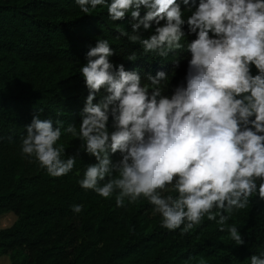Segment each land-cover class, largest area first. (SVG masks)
<instances>
[{"label": "clouds", "instance_id": "9594fccd", "mask_svg": "<svg viewBox=\"0 0 264 264\" xmlns=\"http://www.w3.org/2000/svg\"><path fill=\"white\" fill-rule=\"evenodd\" d=\"M76 4L86 15L100 6L114 22L129 20L131 31L120 29L117 39L139 44L144 55L189 54L186 75L169 94L168 73L148 72L142 80L140 72L114 64L109 41L99 39L79 71L88 95L78 127L34 115L21 155L59 178L73 171L83 152L95 162L78 180L82 189L114 198L117 208L146 200L160 226L181 236L206 218L243 246L241 231L228 222L253 197L264 200V0ZM185 26L195 39H186ZM137 59L135 52L126 58ZM179 62L173 60L176 67ZM62 135L81 142L75 155L58 143ZM82 210L72 206L75 214ZM249 259L264 264V253Z\"/></svg>", "mask_w": 264, "mask_h": 264}, {"label": "trees", "instance_id": "16d2710c", "mask_svg": "<svg viewBox=\"0 0 264 264\" xmlns=\"http://www.w3.org/2000/svg\"><path fill=\"white\" fill-rule=\"evenodd\" d=\"M90 14L76 0H0V215L14 216L0 228V257L8 264H250L251 255L264 253V200L258 197L228 222L245 239L234 246L227 231L206 218L181 236L160 226L161 217L146 200L117 208L114 198L82 189L78 180L95 162L83 152L73 171L59 178L21 155L34 115L78 127L88 95L79 71L99 39L109 41L114 64L140 72L142 80L148 72L168 73L169 94L184 80L189 54L144 55L139 44L117 39L120 29L131 31L129 20L114 22L100 6ZM184 30L188 41L195 39ZM132 52L135 62L126 60ZM58 143L75 155L81 142L62 135ZM77 204L83 205L79 214L72 211Z\"/></svg>", "mask_w": 264, "mask_h": 264}, {"label": "rangeland", "instance_id": "374dc122", "mask_svg": "<svg viewBox=\"0 0 264 264\" xmlns=\"http://www.w3.org/2000/svg\"><path fill=\"white\" fill-rule=\"evenodd\" d=\"M14 219L11 213H4L0 215V228L8 226ZM0 264H8V260L5 256L0 257Z\"/></svg>", "mask_w": 264, "mask_h": 264}]
</instances>
